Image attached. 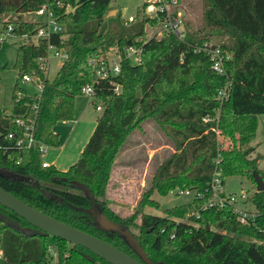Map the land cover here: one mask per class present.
I'll return each mask as SVG.
<instances>
[{"label": "trees", "instance_id": "obj_1", "mask_svg": "<svg viewBox=\"0 0 264 264\" xmlns=\"http://www.w3.org/2000/svg\"><path fill=\"white\" fill-rule=\"evenodd\" d=\"M111 1L63 0L61 8L51 7L60 32L31 42L41 24L26 22L22 15L34 12L43 2L0 0V38L8 26L11 36L26 38L15 49L13 69L19 78L34 71L41 82V91L32 97L23 90L17 97L15 87L10 112L0 110L1 135L11 132L20 136L23 130L14 121H31L35 140L49 149L58 148V136L52 128L74 121V99L82 96L80 89L92 80V61L110 49L119 55L118 74L92 84L93 103L99 104L101 111L77 160L60 172L51 166L41 168L33 150L10 148L0 152V170L19 180L0 176V188L135 259L117 232L97 226L89 209L126 229L155 264H264V190H254L249 197L255 217L248 225L239 224L227 207L202 210L198 200L165 210L162 217L135 212L123 219L103 200L116 155L143 123L161 132L172 151L154 167L137 202L139 209L153 205L152 194L163 196L175 187L202 190L214 172L220 174L222 183L224 177L242 175L253 182L254 170L264 186V176L246 159L248 150L242 154L234 149L220 150L214 132L216 123L224 122L238 132L241 147L255 136V116H264V0H200L198 28L185 23L181 38L169 33L148 39L143 38L144 28L156 24L157 15H141L122 24L116 14L107 21L105 31L98 32ZM7 16L13 19L5 21ZM219 37L225 39L219 49L231 54L223 61V76L210 70L203 49V45L214 47L210 41ZM49 45L66 55L51 81L36 62L46 61ZM128 47L139 50L138 63L124 57ZM226 84L227 98L218 104L222 101L218 91ZM0 142L8 145L1 138ZM74 182L85 185L92 198L74 187ZM195 212L199 219H194ZM0 215L18 225L15 229L0 222V264H107L59 238L32 236L29 224L1 206Z\"/></svg>", "mask_w": 264, "mask_h": 264}, {"label": "rangeland", "instance_id": "obj_2", "mask_svg": "<svg viewBox=\"0 0 264 264\" xmlns=\"http://www.w3.org/2000/svg\"><path fill=\"white\" fill-rule=\"evenodd\" d=\"M152 2V0H112L111 8L104 14L103 22L98 32L103 33L106 29L107 21L115 17L116 14L121 18L122 24L131 22L130 19L132 20L134 17L138 18L141 15L150 18L154 17L155 6ZM143 4H145L144 7H142ZM66 10L69 11L70 8L68 7ZM175 10L181 14V29L184 30L185 23L189 24L188 26L192 28H198L201 25L202 7L200 0H179L177 1ZM8 19L12 20L13 17L7 16L5 21ZM22 19L31 23H35L38 20L32 13L23 14ZM159 31V23L156 22V24L153 25L147 24L144 28L143 38L148 39L153 36L159 38ZM30 40L31 42H35V37H32ZM24 41H26L25 37H13L8 32L0 38V110L4 112L6 111L9 113L12 108L11 97L15 92V87L16 94H18L19 90L25 91L28 97L37 94L36 88L30 83H22L17 72L13 69L15 49ZM221 42H225V39L219 37L218 39H211L210 44L218 48L219 52L222 53L223 60H228L231 54L226 50L219 49L218 46ZM226 43L229 44L227 40ZM123 53L125 54L124 51ZM59 54H61V52H59ZM103 56L104 59L109 60V62L118 61L119 59V55L115 49H110ZM128 59L134 64L133 57H129ZM62 61L63 59L61 57H54L52 54L47 56V68L44 73L47 81L53 79ZM222 88H220V90ZM85 99L84 96H78L74 99V120L83 123L82 125L85 126H87V123H90V126L93 125L92 127H94L95 120L100 116V111H95L93 102L89 101L86 104ZM221 102L224 103L225 101L222 100L218 102V104ZM255 123L256 130L254 138L241 147L238 144L240 141L238 132H233L224 122L216 123L214 132L220 150L230 151L234 149L239 150L240 154L248 150L246 159L251 160L258 172L264 176V116H255ZM239 125H241L240 122ZM55 126L59 127L60 130H66L65 135L68 134V139L66 138L63 144V146L65 145V155L62 156L64 160L68 161V155L78 150L81 140H71L69 135L71 132H69V130L73 128L74 122L70 125L60 123ZM50 150L51 149H49V151ZM52 150L58 151L57 148H52ZM171 151L167 139L152 124L146 125V123H143L139 130L133 131L127 137L111 167L105 195L103 197L108 208H110L117 217L121 219L127 218L135 212L162 217L164 216L165 210L189 203L191 197L175 195V187L163 196L152 194L150 200L154 203L151 207L139 209L137 206L140 195L152 176L154 167L162 162ZM70 161L68 163H70ZM180 190L192 191L193 189L185 188ZM223 190L226 193H233L236 195L243 193L247 197V201L242 204H236V208L242 212L244 211L243 209L249 211L247 214L254 213L253 206L249 202V197L255 190V186L248 177L243 175L239 177H224ZM98 201H102V199H98ZM138 217L137 215L135 223H138ZM134 232L136 231L134 230ZM219 232L225 234L223 231Z\"/></svg>", "mask_w": 264, "mask_h": 264}, {"label": "built area", "instance_id": "obj_3", "mask_svg": "<svg viewBox=\"0 0 264 264\" xmlns=\"http://www.w3.org/2000/svg\"><path fill=\"white\" fill-rule=\"evenodd\" d=\"M43 5L36 9L32 14H34L38 20L36 22L40 23L41 27L38 29L35 38H47L50 33L60 32V26L56 22V18L51 9L52 6L56 8H61L63 6V0H41ZM154 7L155 15H157L158 20L157 23L160 25V37L163 34H175L177 37L181 38V14L175 10L177 6V0H152ZM152 5V6H153ZM68 6L65 7V10ZM67 11V10H66ZM148 17V16H146ZM150 18V17H148ZM153 18V17H152ZM131 21V19H130ZM11 31V27H7V32ZM156 37V36H154ZM204 52L208 55L210 70L219 75H224L223 70V57L222 53L219 52L218 48L211 47V45H203ZM49 55L52 54L54 57H61L63 60L66 58V55L62 50L56 49L53 46L49 45L47 47ZM61 52V54H59ZM124 57L129 58L133 57L134 63L139 62V50L134 47H128L124 49ZM38 68L43 72H46L47 68V59L46 61H41L38 59L37 61ZM92 80L87 85L83 86L80 89V93L82 96L86 97L89 101L93 102L94 95L92 91V84L96 80L107 79L110 76H116L119 72V59L118 61H110L104 59V57L99 58L98 60L92 61ZM20 80L22 83H30L36 88L37 93L41 91V82L38 76L34 73V71H30L20 76ZM228 94V84H226L220 91H218L219 100H226ZM20 93L16 94L18 97ZM35 108V107H33ZM95 111H101L99 105L94 104ZM4 114H8V112H4ZM203 121H207V119H203ZM69 123V122H65ZM15 126L21 128L23 130L20 136H17L11 132L1 135L0 138L2 141L7 142L8 145L2 144L0 142V152L4 153L8 151L10 148L18 151L21 150H33L39 159V164L41 168H48L50 165L44 161V158L49 151V148L46 145H43L39 141L35 140L33 136V128L34 125L31 121L23 122L20 119H16L14 121ZM18 162H16L17 164ZM175 195L177 196H189L191 197L190 203L193 200H198L202 202V210L207 209H216L220 210L223 208H229L231 213L235 216L236 221L242 225H248L252 222L255 217V212L251 214H247L245 209L242 212L236 208V204H242L247 201V197L243 193L233 194L226 193L223 190V183L221 181L220 174L218 172H214L212 174L211 179L205 184L202 190L193 189L192 191H181L180 189L175 188ZM171 193V192H170ZM194 219H199L198 213H193ZM186 222V219H183ZM196 223H192V227L196 228ZM52 248L48 246V251L51 254ZM52 257L54 259V254L52 253ZM2 258V250L0 249V260Z\"/></svg>", "mask_w": 264, "mask_h": 264}, {"label": "water", "instance_id": "obj_4", "mask_svg": "<svg viewBox=\"0 0 264 264\" xmlns=\"http://www.w3.org/2000/svg\"><path fill=\"white\" fill-rule=\"evenodd\" d=\"M0 176L9 180H19L18 177L5 170H0ZM251 178L255 186V192H262L264 190L263 182L257 172L254 170L251 171ZM72 185L76 188H79L88 199L92 198L91 192L85 185L77 182H74ZM0 206L9 210L29 224L33 228L31 233L32 236H52L59 238L68 244L82 247L107 264H155L145 256V253L139 244L127 232L126 229L119 228L118 225L107 220V218L102 213L95 211L92 208L89 209V213L91 214V217L97 226L104 231L117 232L119 236L122 237L126 245L134 252L137 259L123 253L103 240L95 238L44 215L43 213L21 202L1 188ZM0 222L15 229L18 227L14 220L4 215H0Z\"/></svg>", "mask_w": 264, "mask_h": 264}, {"label": "crops", "instance_id": "obj_5", "mask_svg": "<svg viewBox=\"0 0 264 264\" xmlns=\"http://www.w3.org/2000/svg\"><path fill=\"white\" fill-rule=\"evenodd\" d=\"M85 101H86V104L89 102V100L87 98L85 99ZM72 122H74V126H73V128H71L69 130V132L71 131L70 132L71 134L69 132L68 133L71 137V140H79V141L81 140L80 145L78 147V150L75 153L73 152L70 155H68V161L64 160L62 158V156L65 155V145L63 146V144L65 143V141H66L65 139L67 138L68 134L65 135L66 130H60L59 127L54 126L52 128V131H53V133L58 135V141H59V146L57 148L58 151L51 149L50 151L47 152V154L44 158V161H46L51 167L55 168L56 170H58L60 172H64L65 170H67V168L69 166H71L72 163H74L77 160V157H78L80 151L82 150V147L86 143V141H87V139L91 133V130H92L91 128H93L92 127L93 125L90 126V123H87V126H85V125H82L83 123H79L76 120L71 121V122L66 123V124L70 125ZM47 158H48V160H47ZM69 161H70V163H68Z\"/></svg>", "mask_w": 264, "mask_h": 264}, {"label": "flooded vegetation", "instance_id": "obj_6", "mask_svg": "<svg viewBox=\"0 0 264 264\" xmlns=\"http://www.w3.org/2000/svg\"><path fill=\"white\" fill-rule=\"evenodd\" d=\"M90 214V213H89ZM91 215V214H90Z\"/></svg>", "mask_w": 264, "mask_h": 264}]
</instances>
